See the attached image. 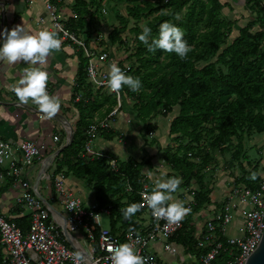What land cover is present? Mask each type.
Returning a JSON list of instances; mask_svg holds the SVG:
<instances>
[{"label":"built area","instance_id":"built-area-1","mask_svg":"<svg viewBox=\"0 0 264 264\" xmlns=\"http://www.w3.org/2000/svg\"><path fill=\"white\" fill-rule=\"evenodd\" d=\"M41 1L48 18H40L37 24L55 31L62 43H68L77 53H82L83 59H87L83 88H89L93 96L87 98L81 91L76 95L70 106L72 116L63 120L66 138L62 140L58 135L53 136L52 149L30 139L15 143L0 134V190L8 188L7 192L13 194L11 210L19 211V219L29 218V229L24 232L13 217L0 209L3 264H112L110 249L124 242L134 245L145 264H161L156 253L152 252L154 246L178 259L179 264H246L264 234V170L251 180L252 186L234 182L222 199L214 200L210 196L211 204L193 215L191 226L195 228V252H186V260H183L178 243L173 239L184 229L185 217L194 211L193 194L184 217L178 223H169L164 218L153 216L141 195L150 192L149 186L145 179H141L137 194L148 209V223L140 224L136 230L122 229L113 233L111 228L102 226V216L110 217L111 207H100L97 203L88 205L77 186H70L64 173L57 172V162L62 159L64 149L71 145L69 135L73 141V133L80 120L76 104H90L94 100L99 102L113 97L117 103L111 112L105 116L96 113L88 127L82 156L89 161L105 160L111 172L124 177L118 162L110 154L95 150L93 143L98 135L113 129L120 119V107L128 97L123 86L119 92L108 87L110 66L115 64L128 75H132L134 67L129 56L121 55L120 59L116 56L118 49L123 48L125 53L126 47L111 42L112 31L95 35L94 41L87 46L78 32L68 28L71 20L77 18L74 10H64L51 0ZM34 2L29 0L30 5ZM102 13L104 16L106 10ZM100 22L103 24V20ZM121 37L125 40L124 36ZM77 87L75 82L73 93ZM127 101L132 102L131 99ZM45 116L41 112L40 118ZM34 168L36 181L32 179ZM126 192H135L129 181ZM92 225L99 229L98 235L91 230Z\"/></svg>","mask_w":264,"mask_h":264},{"label":"trees","instance_id":"trees-1","mask_svg":"<svg viewBox=\"0 0 264 264\" xmlns=\"http://www.w3.org/2000/svg\"><path fill=\"white\" fill-rule=\"evenodd\" d=\"M51 1L56 4L57 0ZM118 1L123 3L126 0ZM135 1L140 2L142 0ZM153 1L161 2L162 7L170 8L167 13H162L155 17L153 23L149 25L155 31L164 21L176 24L177 15L191 2L194 4L192 5L193 11L183 21L187 41L190 44L197 41V27L205 15L207 16L206 21L209 28L202 36L199 48L191 49L186 58L181 59L175 53H171L169 65L172 67V71L170 76L166 75L156 79L154 75L150 76L148 72L142 74L141 62L144 68H149L150 62L154 59L150 57L148 61L140 60L141 41H137L136 45L140 46V48H137L139 49L137 54L139 60L135 63H138L139 67L135 70V74L140 78L143 88H140L142 90L140 92V89L132 91L128 86H123L124 92L128 96L124 99L123 106L127 107L129 103L127 100L131 99L132 102L130 103L133 107L139 108V112L135 113L144 119L152 115L153 109L150 107V103L153 101H156L154 104L155 109L159 105H163L172 111L174 107L178 106L180 112L170 126L171 135H176L178 141L186 138L191 139L192 142L200 141L202 139L203 126L213 122L218 125L219 137L222 139H231L238 136V122L254 127L258 133H264V118L261 115L251 118L253 109L264 104V85L259 81L260 78H264L261 70L264 66V53H261L264 31L256 34H252L250 31L257 22L260 27L264 28L263 0H246V8L256 9L258 14L257 22H253L243 28L233 44L219 55L218 62L226 66L227 73L216 69L215 66H207L201 70L195 68L196 63L204 56L212 57L219 53L224 40L231 31V25L220 19L223 10L220 0H208L207 3L203 0H168V3H165V0H149L145 8L137 10L138 13H136L135 17L139 18L140 13L147 11L156 13L158 8L154 7ZM77 2L80 6L78 8L73 7L77 18L71 20L68 28L82 35L81 33L85 29L84 23H88L86 21L88 15L91 18L94 16L100 20H104V16L101 11L102 8L99 9L101 12L99 10L91 12L86 0H76V4ZM100 4L101 0L99 1ZM196 5L198 6L197 14H195ZM130 13L135 14V10ZM122 21L125 24V21ZM123 27L112 30L110 39L113 44L119 43L120 46H125L128 49L130 44L121 37L125 31ZM79 59L80 64L75 81L79 88L74 89L73 103L80 91L87 98L93 96L89 88H83L86 83L87 59L82 58V53H80ZM252 59L255 60L252 61ZM145 87L151 92L146 93ZM233 96H236L235 100L232 99ZM111 103L116 105V99L107 97L99 102L94 100L90 104H85V102L76 104L80 120L76 124L71 145L64 149L62 159L57 162V172H63L66 178L69 179L74 177L80 181L85 180L88 184H94V188L97 191L96 202L100 207H111L110 228L113 233H118L122 229H139L140 225L136 222V219L148 210L137 194V191L141 188V175L145 163L136 162L134 159L120 162L117 157L112 155V158L118 162L119 171L124 175L123 177L111 172L105 160L89 161L82 156L86 132L95 114L98 113L99 116H105L107 113L103 112V107L105 104ZM135 113H132V116L138 119V115ZM117 136L118 133L111 131L105 135V139L112 141ZM165 161L172 171L179 172L183 176L185 185H189L192 182L194 176L191 173L197 168L196 164L190 162L185 156L180 157L169 153L165 154ZM251 180L252 178L249 180H244L243 178L239 184L252 186ZM127 181L133 186L134 193L129 194L126 192ZM148 183L149 191H151L155 186L149 181ZM3 191H5V188L0 190V192ZM212 192V190L204 187L198 192H192L195 200L194 211L185 217L184 229L179 233L178 237L173 239L179 245L184 246L188 253L195 252V241L193 240L195 228L191 226L193 215L206 205L211 204L210 196ZM132 203L142 206L131 219H125L123 210ZM16 222L24 232L29 229L28 217L19 219ZM118 223L121 224L120 227L117 226ZM91 230L98 235L99 229L96 226L92 225ZM0 264H3L1 248Z\"/></svg>","mask_w":264,"mask_h":264},{"label":"rangeland","instance_id":"rangeland-1","mask_svg":"<svg viewBox=\"0 0 264 264\" xmlns=\"http://www.w3.org/2000/svg\"><path fill=\"white\" fill-rule=\"evenodd\" d=\"M99 1L100 0H86V3L89 6L91 12H94L96 10L98 11L101 8L102 12L103 10H106V13L104 14V20L102 22L103 24H101L100 22L102 20L97 19L94 16H92V18L89 15L88 17H86V21L88 23H84L85 29L83 33H81V38L86 41L87 46H90V44L94 41L95 35L108 33L114 29L121 28L126 24V26L123 27L125 28V31L122 33V36H124L125 40L130 45L128 46V49L126 47L125 53L122 52L124 50L123 48H121L120 50L118 49L116 52V56L118 57V59L121 58V55L129 57L132 56L129 59V61H131L134 67V73L132 72V76L137 77V75L135 74V70L138 69L139 64L135 62L139 60V57L137 55L139 49L137 48H140V46V60L148 61L150 57L154 59L150 62L149 68H144L141 62L140 66L143 68L142 74H146L148 72L150 76L154 75L155 79L166 75L170 76V72L172 71V67H170L169 65L171 53L165 52L162 49H157L155 52H149L147 46L142 41L140 43V46L136 45L137 41L140 42L138 37L139 34L142 32L143 27L145 25L150 27L149 25L153 23L155 17L162 13H167L170 8L162 7L161 2L153 1L154 7L158 8V11L156 13H150L149 11L142 12L140 13L139 18H137L135 17L136 13H138L137 10L139 8H145L146 3L149 0H142L140 2L135 0H126L123 3L119 2L118 0H101L100 5ZM203 1L206 3L208 2V0ZM220 1L223 5L222 15L220 19L223 22H228V24L231 25V31L224 40L219 53L212 57L204 56L200 61L196 63L195 68L197 70H201L207 66H215L216 69L222 70L227 73L226 66L218 62L219 55L231 44H233V42L239 37L240 31L243 28L247 27L253 22H257L258 14L256 12V9H252L251 7L246 8V0ZM26 4L28 6L30 5L29 0H26ZM56 4H59V6L62 7L65 6L66 10H73V7L78 8L80 6L78 2L76 4V0H57ZM192 5H194L193 2L189 3L187 7L177 15L176 18V25H178L184 31V38L186 40L187 37L185 29L183 27V21L193 11ZM133 10H135V14L130 13ZM101 11L99 10V12ZM197 12L198 6L196 5L195 14H197ZM122 20L125 21V24ZM206 20L207 16L205 15L203 20L199 23L197 27V41L193 44H190L188 42L191 45V49L199 48L202 36L208 31L209 27L207 25ZM86 24H88L89 26ZM158 29L159 27L156 31L152 29V35H157ZM250 31L252 34H256L258 32L264 31V28L260 27L259 23L257 22V24L253 26ZM261 53H264V42L261 47ZM254 60L255 59H252V61ZM261 70L263 72L262 74H264V66L261 68ZM259 81L264 85V78H260ZM145 88L146 93L151 92V90L147 89V87ZM141 91L142 90L140 89V92ZM232 99L235 100L236 96H233ZM155 103L156 101L150 103V107L153 109V113L150 117L145 119L140 117L139 114L135 113L139 112V108L133 107L130 102L127 104V107H120L121 115H125V125L130 126L133 123L134 126L131 130L127 131V129H124L122 133L117 132V137L119 138L120 145L114 143L115 148L113 153L121 156V160L119 157H117L120 162H123V160H125V157L127 156L124 157L125 154L121 149L130 146L129 142L133 140L132 136L134 134L133 132L129 131L132 130L139 132L141 146L150 144L156 145V143H159L158 139H161L162 144L164 145L162 146L160 145V143L157 144V146L159 145L157 147V151L159 152L158 156L160 157V164H162V167L159 168V172L157 173L162 179H167L174 176L182 178L180 186L174 193H172V197H174L172 198L173 201L187 199L189 196L192 197V192H198L201 190L202 187L212 191L214 189L220 191L219 188H215L219 184L221 187H225V192L227 194L229 193V190L231 189V186L234 184V182L236 184H239L240 180H242L243 178L244 180H249L252 178L253 174L258 176V174L264 170V133H258L255 131L254 127H251L248 124L238 122V136L232 137L231 139H222L219 137L220 133L218 125L213 122L205 124L203 126L202 139L200 141L192 142L189 138H186L182 141H178L176 139V135H171L170 126L173 120L178 116L180 108L176 106L173 108L172 111H170L165 106L159 105V107L155 109ZM112 106L115 105L113 103L105 104L103 107V111L108 114ZM132 113L137 114L138 119L133 117ZM257 115H261L264 118V104L258 108L253 109V115L251 118ZM166 127H169V129L166 134H164L165 137L162 136V133L160 132V134H158V138L154 139L153 135H157L158 130H165ZM106 134L108 133L100 134L97 137H105ZM167 153L172 155H178L180 157L185 156L187 159H189L190 162L197 165V168L191 173V175L194 176V179L189 185H185L183 176L179 172L172 171L170 167H168L165 161V154ZM129 160L130 158L127 161ZM142 162H144L143 159L139 163ZM144 163L146 166L150 164V161ZM143 172L144 168L142 170L141 179H145V174ZM71 180L75 182L74 186L78 185V183L81 184L80 194L85 196V200H87L88 205L96 204L95 197L97 191L94 188V184H88L87 181H80L74 177H72ZM102 226L104 228H109L111 226L110 218L106 215L102 216Z\"/></svg>","mask_w":264,"mask_h":264},{"label":"crops","instance_id":"crops-1","mask_svg":"<svg viewBox=\"0 0 264 264\" xmlns=\"http://www.w3.org/2000/svg\"><path fill=\"white\" fill-rule=\"evenodd\" d=\"M63 8L65 10L66 7L64 6ZM40 18H48L41 0H35L34 4L29 6L26 4V0H0V30H3L5 27L10 30L16 25H23L28 31L36 34L40 30H44V26L37 24ZM79 55L80 53H77L73 47L61 41L60 48L58 50H52L45 64L41 66L48 75V92L58 98L60 102L59 111L55 116H45L43 118H40L41 111L35 103L31 102V100L27 104L21 103L13 91V86L18 84L24 68L28 67V65L22 61L11 64L6 60L0 61V134L5 139L15 143L30 139L38 142L45 148L52 149L54 148L53 136L58 135L62 140L66 138L63 130V120H68L73 114V110L70 106L72 104L73 85L76 81L79 67ZM125 121V115L122 114L111 131L122 133L124 129H127V131L133 129V123L131 122L132 124L130 126H126ZM168 129L169 127H166L165 130L162 129V131L158 130L157 135H153L154 139L158 138L160 132L162 136H164ZM129 132H133L134 134L132 136L133 140L131 138L133 142L130 141L129 147L124 146L125 148L121 149L125 154L124 157L127 156L123 162H126L129 158L137 162H141L142 159L144 162L150 161V164L144 167L143 172L145 174V182L148 186V181L156 186L158 182H164L169 179H162L157 173L159 172V168L162 167V164H160V157L158 156L159 152L157 151L159 145L157 146V144L160 143V145L163 146L162 140L158 139L159 143H156V145L150 144L141 146L139 132L135 130ZM114 143L119 144L118 137H114L113 140L110 141L105 139L104 136H99L93 144L95 150L119 157L121 160L122 158L120 155L113 153L115 148ZM36 174L37 172L34 168L32 171V179L34 181L37 179ZM68 181L70 186H74L75 182L73 180L68 178ZM76 186L80 193L81 184L78 183ZM215 188H219L220 191L214 189L211 197L214 200L222 199L226 194L225 187H221L219 184ZM7 190L8 188H5V191L0 192V209L8 216L18 221L20 213L19 211L11 210V197L13 194L9 191L7 192ZM83 197L85 196L83 195ZM177 201L183 202L186 207V205L192 201V198L189 196L187 199ZM171 202H173V199L169 201V203ZM148 221L149 215L147 212L136 219L139 225L144 222L148 223ZM120 225V223L117 224L118 227H120ZM178 248L183 260H186L185 247L178 244ZM152 252L156 253L157 259L161 264H179L178 259L175 260V257L163 252L159 246H154Z\"/></svg>","mask_w":264,"mask_h":264},{"label":"clouds","instance_id":"clouds-1","mask_svg":"<svg viewBox=\"0 0 264 264\" xmlns=\"http://www.w3.org/2000/svg\"><path fill=\"white\" fill-rule=\"evenodd\" d=\"M184 31L176 24L164 21L159 25L158 34L152 35V29L144 26L138 39L148 48L149 52L162 49L168 53H175L181 59L187 57L191 45L184 38ZM61 41L55 31L40 30L33 34L23 25H16L10 30L5 27L0 30V61L15 63L22 61L28 65L23 70L21 79L13 86V91L21 103H35L39 110L48 117L55 116L59 111L58 98L47 90V72L41 67L52 50H58ZM108 87L111 91L119 92L122 86H128L132 91L142 87L139 77L126 74L113 64L108 73ZM256 179V175H252ZM182 178L171 177L164 182H158L150 192L141 193L153 216L164 218L169 223H178L188 209L182 202L172 201V193L180 186ZM142 205L132 203L123 210L125 219H131ZM112 264H145L144 258L137 253L131 242H124L110 249Z\"/></svg>","mask_w":264,"mask_h":264},{"label":"water","instance_id":"water-1","mask_svg":"<svg viewBox=\"0 0 264 264\" xmlns=\"http://www.w3.org/2000/svg\"><path fill=\"white\" fill-rule=\"evenodd\" d=\"M70 141L72 142V135H69ZM51 156L50 158H52ZM49 158V159H50ZM246 264H264V234L261 242L255 252L248 257Z\"/></svg>","mask_w":264,"mask_h":264},{"label":"bare ground","instance_id":"bare-ground-1","mask_svg":"<svg viewBox=\"0 0 264 264\" xmlns=\"http://www.w3.org/2000/svg\"><path fill=\"white\" fill-rule=\"evenodd\" d=\"M58 119V118H57ZM68 183H69V181H68Z\"/></svg>","mask_w":264,"mask_h":264}]
</instances>
